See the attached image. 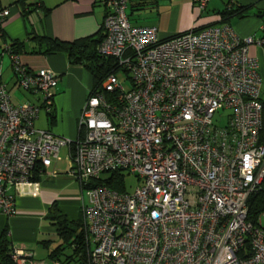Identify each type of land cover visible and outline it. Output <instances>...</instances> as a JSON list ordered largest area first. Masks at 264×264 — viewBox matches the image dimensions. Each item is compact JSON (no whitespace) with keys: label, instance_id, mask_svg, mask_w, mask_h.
<instances>
[{"label":"built area","instance_id":"built-area-1","mask_svg":"<svg viewBox=\"0 0 264 264\" xmlns=\"http://www.w3.org/2000/svg\"><path fill=\"white\" fill-rule=\"evenodd\" d=\"M195 1L203 8L207 0ZM104 6L97 52L117 67L90 92L75 141L34 128L52 106L57 76L9 56L34 102L15 106L0 84V211L14 215L9 190L68 148V174L81 187L85 264H264V213L247 220L264 179L262 80L248 52L264 40L229 26L160 39L155 28L130 25L126 0ZM9 14L0 6V23ZM120 170L138 179L133 192L89 188ZM10 258L24 262L16 249Z\"/></svg>","mask_w":264,"mask_h":264},{"label":"crops","instance_id":"crops-1","mask_svg":"<svg viewBox=\"0 0 264 264\" xmlns=\"http://www.w3.org/2000/svg\"><path fill=\"white\" fill-rule=\"evenodd\" d=\"M37 5L42 14L32 13ZM0 6L10 11L0 23V84L15 106L34 102L17 85L7 52L15 42L23 43L19 62L30 71L51 70L58 78L52 106L40 111L34 128L75 141L83 106L93 89L92 75L85 65L71 64L66 54H43L34 38L72 43L104 36V0H0ZM125 12L132 27L155 28L160 39L209 26H229L241 38L264 40V0H207L203 8L195 0H126ZM248 53L258 62L264 103V45L254 43ZM61 151L63 157L50 167H36L29 184L9 190L15 200L14 215L0 211V235L8 231L11 252L21 251L23 264H85L73 246L63 242L54 223L56 213L70 222L83 221L81 187L68 174L69 149Z\"/></svg>","mask_w":264,"mask_h":264},{"label":"trees","instance_id":"trees-1","mask_svg":"<svg viewBox=\"0 0 264 264\" xmlns=\"http://www.w3.org/2000/svg\"><path fill=\"white\" fill-rule=\"evenodd\" d=\"M22 7H24L21 4ZM6 8V7H5ZM8 8V7H7ZM23 16L26 17L28 12L23 8ZM32 13H43L41 7L37 5ZM233 12H231L232 14ZM103 36L97 38L89 37L85 41L80 42H60L43 37H35L34 40L43 47V54H66L71 64H83L89 70L93 78V89L97 88L102 79L113 69H116L117 65L112 59H106L99 55L97 52L98 45L100 44ZM173 37V36H171ZM23 43L15 42L8 48V55L19 56ZM12 67V66H11ZM13 70V69H12ZM263 105V128L260 133L261 142H264V103ZM125 174L122 170L114 171L112 173L105 174V178L99 179V181L91 182L89 188L94 186H105L110 190L117 192L125 191ZM127 175V174H126ZM264 213V179L262 181L260 189L252 194L248 200V214L247 220L254 223L256 219ZM54 223L57 226V232L60 238L68 246H73L74 252L86 263L88 247L85 243V227L83 221L70 222L62 215L54 216ZM248 247V245H247ZM52 252L51 258H54L56 253ZM11 243L8 239V231L6 229L0 235V264H15L10 258Z\"/></svg>","mask_w":264,"mask_h":264},{"label":"rangeland","instance_id":"rangeland-1","mask_svg":"<svg viewBox=\"0 0 264 264\" xmlns=\"http://www.w3.org/2000/svg\"><path fill=\"white\" fill-rule=\"evenodd\" d=\"M123 86L127 90L129 88L130 84L127 81V82L123 83ZM228 114H229L228 111L227 112H221V113H219L215 117L216 121L214 119L215 124L218 125V126L225 125V123L227 122ZM59 156L63 157V152L62 151L60 152ZM105 177H106L105 174L102 175V178H105ZM124 177H125V191L127 193L133 192L140 185V183H139V181H138V179L136 177H134V176H128L126 174H125ZM84 199H85V197H84Z\"/></svg>","mask_w":264,"mask_h":264}]
</instances>
